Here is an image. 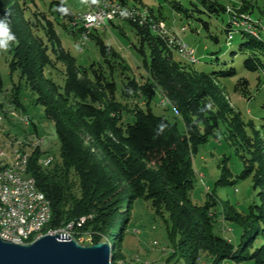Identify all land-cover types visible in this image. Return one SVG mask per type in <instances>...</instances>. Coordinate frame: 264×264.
<instances>
[{"label":"trees","instance_id":"16d2710c","mask_svg":"<svg viewBox=\"0 0 264 264\" xmlns=\"http://www.w3.org/2000/svg\"><path fill=\"white\" fill-rule=\"evenodd\" d=\"M112 1L127 7L132 0ZM133 1L136 8L143 6L141 1ZM199 2V13L228 14L225 32L232 37L242 35L240 51L249 53L245 68L264 72L262 31L255 28L254 35L247 27L241 28L237 20L230 19L236 12L230 13L219 0ZM174 7L192 17L180 2ZM253 8V3L243 0L238 12L252 15ZM259 12L264 19V10ZM138 13L144 14L143 18ZM133 15L123 20L135 31L137 45L133 48L142 55V68L147 73L143 81L119 74L125 59L95 33L98 29L90 31L88 37L95 40L102 60L80 66L64 47L57 26L83 35L86 31L74 26L76 15L62 1H52L50 10L43 12L35 0H0V20L6 18L9 34L5 37L12 45L11 73H19L21 83L36 94L35 103L43 106L46 117L55 123L61 145V162L54 159L49 166L41 162L40 144L30 151L20 147L30 153L27 176L36 181L51 204L48 229L73 223L77 234L78 221L86 220L81 230L93 234L91 245L108 242L112 264L127 261L122 244L131 207L143 198L151 202L156 214L169 216L171 251L165 264L181 259L186 264H200L202 253L212 264L226 260L264 264V140L255 122L246 121L232 106L219 82L221 76L232 77L236 71L206 73L193 67V62L177 61V47L163 16L152 9ZM20 86H14L10 93L9 103L16 106L22 105ZM4 89L0 73V110L5 105L1 98ZM235 90L244 97L251 95L247 79H241ZM159 92L175 110V121L154 113L152 102ZM222 126L228 138L247 152L248 156L242 155L240 177L251 178L258 191L259 204L251 206L249 213H240L230 205L224 209L226 219L242 230L237 243L213 230L215 197L205 205L191 199L196 179L194 157ZM34 129L38 135L37 127ZM230 176V169L224 166L217 185L232 184Z\"/></svg>","mask_w":264,"mask_h":264},{"label":"rangeland","instance_id":"374dc122","mask_svg":"<svg viewBox=\"0 0 264 264\" xmlns=\"http://www.w3.org/2000/svg\"><path fill=\"white\" fill-rule=\"evenodd\" d=\"M52 1L56 0H35V3L40 11L48 12ZM58 1L65 3L78 18V15L87 13L89 3L92 0ZM139 1L143 3V6L138 4L139 7L136 8L134 6L135 1L132 0L129 1L127 7L136 12L152 9L156 15L161 14L168 27V32L171 30L174 33H169L171 38L175 39L176 43L180 42L175 36L176 34L185 44L195 50L199 62L194 64L193 67L198 71L206 73L228 72L231 69L236 71L235 76H221L219 82L226 88L232 106L242 114L246 121L253 120L255 122L257 130L261 132L260 137L264 140V72H253L245 68V60L248 58L249 53L240 51V46L244 42L242 35H235L229 44L225 32V27L229 22L228 14L216 17L207 13H199L196 10L197 6L201 9L199 0ZM176 1L190 10L189 13L192 17L187 18L185 13H179L174 7ZM219 1L226 6L228 5L227 8L230 13H235L238 12L243 0ZM247 1L254 5L252 15H249V18L255 25H259L255 28L262 31L264 38V19L259 12V9L264 10V0ZM138 15L143 18L144 14L138 13ZM118 17L113 19L112 24H109L110 28H98L95 33H98L107 45H111L119 51L125 59L118 68L119 74L124 73L143 81L142 78L147 76V73L142 68V55L133 48V44L137 45L134 28L123 20L126 18L124 14ZM237 22L241 24V28L247 24L242 20H237ZM90 31L87 30V36L83 37L80 33H72L61 26H57V32L64 47L74 55L78 64L82 67H89L92 63L102 60L95 40L88 37ZM0 41L3 42V47L0 48V73L5 86L4 94L1 96L5 101V105L0 110V151L5 152L7 156H11L13 151L20 147L26 151L33 150L34 143L32 142L40 139L43 140L41 144V162L54 161L55 159V163H60L61 145L56 134L55 123L46 117L44 107L35 103L36 94L23 81L21 83L19 73H11L12 45L5 36H0ZM176 45L174 47H177ZM175 52L174 56L177 61L192 63L177 48ZM119 77L121 76L119 75ZM241 79L249 81L250 97H244L235 90ZM14 86H20L19 96L25 112L20 109V106L9 103L10 93ZM162 97V93L159 92L152 102L154 113L165 116L170 121H175L177 115L175 110L173 107L166 105L168 102L165 97ZM133 103L135 104L136 101H133ZM140 104L145 106L143 99L140 100ZM29 119L30 126L25 121ZM179 124L182 129L183 124L181 122ZM34 126L37 127L38 135H36L37 132H35ZM248 133L252 134V132ZM243 154L248 156L246 151L243 152L240 146L235 145L228 138L226 128L222 126L217 136L210 138L208 142L202 145L194 157L196 179L191 199L197 205H205L211 196L216 198L217 205L212 207L215 217L213 230L219 236L231 239L234 243L239 241L242 230L239 225L226 219L225 207L230 205L234 206L240 213H249L251 206L259 204L258 191L254 189L252 179L240 177L244 170ZM224 166L230 169L232 176L229 177V180L233 183L217 185L221 179ZM167 221L169 224L168 214L166 213L164 216L156 214L150 201L143 198L135 200L131 207L130 220L127 223V230L122 244V253L126 260L132 261V264H145L146 262L165 264L171 251L167 235ZM163 248H167L168 252H163ZM133 256L139 257L140 262L134 263ZM155 256L159 258H155ZM176 264L186 263L181 259ZM200 264H212L211 258L206 253H202ZM222 264H254V262L236 263L226 260Z\"/></svg>","mask_w":264,"mask_h":264},{"label":"bare ground","instance_id":"6f19581e","mask_svg":"<svg viewBox=\"0 0 264 264\" xmlns=\"http://www.w3.org/2000/svg\"><path fill=\"white\" fill-rule=\"evenodd\" d=\"M102 12L110 15V23L122 14L126 18L133 17L135 10L133 11L131 8L112 0H98L97 6L93 7V14L101 15ZM106 25L107 18H98L96 25H88L87 27L86 25H81V20L74 22V26L82 27L86 31H92L93 28H103ZM244 26L254 35H257L255 26L247 24ZM174 40L172 38L171 42L175 45L177 44L176 46L180 53L188 58V50L181 47L180 42L176 43L177 41L175 42ZM190 61L196 63L192 59ZM37 145L39 144H34L33 147ZM17 150H19V155H16ZM20 157H26V159L20 162ZM29 159L30 153L23 152L21 148L15 149L11 156H7L5 152L0 151V237L1 233L8 234L11 239H6V242L26 245L38 240L40 233L56 234V232L61 230L69 232V236H77L73 223L58 229H48L52 220L51 204L46 195L38 188L36 181L27 176ZM43 163L45 166H49L52 160ZM15 183L28 185L26 191L24 192L23 188L15 185ZM155 244L157 245V243ZM135 262H140V258L135 256ZM114 264L128 263L119 260Z\"/></svg>","mask_w":264,"mask_h":264},{"label":"water","instance_id":"95a60500","mask_svg":"<svg viewBox=\"0 0 264 264\" xmlns=\"http://www.w3.org/2000/svg\"><path fill=\"white\" fill-rule=\"evenodd\" d=\"M111 253L108 242L84 246L72 238L45 235L19 245L0 237V264H111Z\"/></svg>","mask_w":264,"mask_h":264},{"label":"built area","instance_id":"2783aa9c","mask_svg":"<svg viewBox=\"0 0 264 264\" xmlns=\"http://www.w3.org/2000/svg\"><path fill=\"white\" fill-rule=\"evenodd\" d=\"M97 2L98 1H95V0L90 1L87 14L86 15H78V19H76V20H81V25H86V27H87L88 25H96V21L98 20V18H107V25L105 27H103V29L109 28V24H110L109 23V16H110L109 14H104L103 12L101 15H94L93 14V7L97 6ZM230 17H231L230 19L233 21L242 20V21L246 22L247 25H249V26H259V25H255L251 21V18H249V14H247V13H239L236 11V15H230ZM76 30H78V29H76ZM169 33L174 34L171 30L169 31ZM82 36L85 37L87 35H83V32H82ZM227 37H228V42L232 41L234 38L232 36H229L228 34H227ZM179 40H180V46L184 47V49L188 50V59H192L197 63L198 59L196 58L195 50L193 48H190L181 39H179ZM26 124H30V119L27 120ZM32 143L41 145L43 143V140L39 139L38 141L32 142ZM16 155H19V150H17ZM24 159H26V157H20V162L23 161ZM15 185L22 187L24 192L26 191V187L28 186L26 184H17V183H15ZM85 221L86 220L78 221L77 236H69V232H63L61 230H60V232H56V234L40 233L39 236L41 238V236H45V235H59L61 238H64V239L72 238V239L76 240L81 245L91 246V242H94L93 234H90L88 232L81 230ZM6 224H11V223H6ZM1 239L6 241V239H11V238L8 237V234H2L1 233ZM163 252H168L167 248H163Z\"/></svg>","mask_w":264,"mask_h":264},{"label":"clouds","instance_id":"9594fccd","mask_svg":"<svg viewBox=\"0 0 264 264\" xmlns=\"http://www.w3.org/2000/svg\"><path fill=\"white\" fill-rule=\"evenodd\" d=\"M9 34V27L6 22V18L3 20H0V36H7ZM11 39H14V37H10ZM3 47V42L0 41V48Z\"/></svg>","mask_w":264,"mask_h":264},{"label":"crops","instance_id":"0c3cea01","mask_svg":"<svg viewBox=\"0 0 264 264\" xmlns=\"http://www.w3.org/2000/svg\"><path fill=\"white\" fill-rule=\"evenodd\" d=\"M228 6V5H227ZM110 28V27H109ZM2 100H4V99H2ZM22 103V102H21ZM20 109H22L24 112H25V108H24V106H23V104L20 106ZM30 151V150H29ZM153 256H154V254H153ZM155 258H159L158 256L156 257L155 256ZM134 259V256H133V258H132V260ZM129 262V261H128ZM132 262V261H131ZM131 262H129L130 264H132ZM147 264H151V263H149V262H146ZM145 263V264H146Z\"/></svg>","mask_w":264,"mask_h":264}]
</instances>
